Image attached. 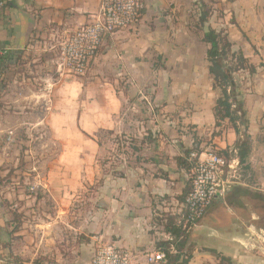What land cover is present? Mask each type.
<instances>
[{
    "label": "crops",
    "instance_id": "crops-1",
    "mask_svg": "<svg viewBox=\"0 0 264 264\" xmlns=\"http://www.w3.org/2000/svg\"><path fill=\"white\" fill-rule=\"evenodd\" d=\"M101 2L0 0V56L25 58L38 38L49 40L45 45L54 51L55 44L89 23ZM202 2L212 17L199 29ZM209 26L225 29L233 52H242L257 70L252 76L246 72L235 77L247 112V128L240 134L228 122L216 127L218 92L209 70V47L202 41ZM51 50L45 47L48 54ZM51 63L45 68L44 90L22 100L45 106L36 126L45 124L68 151L84 152L86 139L94 143L86 126L98 132L99 120L112 118V152H124L113 168L112 204L108 200L109 207L85 214L74 210L73 200L81 193L73 189L79 182L60 190L48 185L52 189L40 196L16 191L17 179H6L11 172L6 168L16 161L20 142L14 143L13 130L5 135L0 128V264H89L100 243L136 251V264H146L144 254L167 247H174L171 255L189 264H219L221 256L234 264H264V0H148L140 24L109 39L86 76H70L59 70L56 60ZM167 76L173 81L172 95L156 94L169 83L164 81ZM149 87L156 94L150 100ZM134 96L140 105L149 100V107L133 111ZM65 127L77 142L69 140ZM245 141L251 149L246 163L239 160L240 178L183 235L179 212L192 171L185 153L197 144L227 153ZM65 159L61 155L56 167L85 168V160L70 164ZM183 159L190 169L179 163ZM9 182L13 188L6 189ZM42 204L55 206L54 214H46ZM15 208L25 220L31 213L34 222L10 225ZM173 231H181V237Z\"/></svg>",
    "mask_w": 264,
    "mask_h": 264
},
{
    "label": "rangeland",
    "instance_id": "rangeland-1",
    "mask_svg": "<svg viewBox=\"0 0 264 264\" xmlns=\"http://www.w3.org/2000/svg\"><path fill=\"white\" fill-rule=\"evenodd\" d=\"M48 42L49 40L47 39L38 38L32 43V49H30V53L25 58L18 56L3 63L5 70L3 81L0 83V128L6 132L5 135L9 133V130H13L14 143L20 142L21 147L15 148L14 159L16 161L10 162L9 167L6 168V170L11 169V172L6 174V179L14 175L17 179L14 185L16 191L35 195H42L52 189H48V185L56 188V190H60L61 188H71L80 184L79 188L73 189L74 193H81L80 198L76 197L73 200L72 208L74 210H83L85 214L86 210L107 208L109 207L108 200L112 204L113 168L115 164L119 165L118 161L120 159L118 155L124 156L123 151L121 153L112 152V118L111 120L101 118L99 124H101L102 128L98 132H94L92 128L90 129V127L86 126L94 135V138L92 137L94 143L86 139L84 152L68 151L66 150L67 146L60 140H57L45 124L36 126L38 120L44 116L45 106L40 103L30 105L22 100V97L44 90L45 82L43 79L48 74L45 68L47 64L52 65L50 61L56 60L57 63L59 59L57 57L58 53L55 50L52 51L51 46L45 45ZM55 45L58 47L59 44ZM45 47L51 50L50 54L45 51ZM164 81H169V83H165V89L163 90L162 88L161 91L157 90L156 94L172 95L173 81L171 76H167ZM146 90L149 100L151 97H156L153 88L149 87ZM130 100V106L133 107V111L136 108L138 110L140 106L144 108L146 106L149 107V100H145V103L142 102V105L136 103L135 96L131 97ZM127 110L129 111L130 107ZM69 122V120L64 121V123ZM85 122L87 123V121ZM65 129L67 130V134H69V140L77 142L67 127ZM95 143H99L101 147L98 148ZM12 150L13 148L10 151ZM61 155H65V160L70 164L76 162L77 159L80 161L85 160V168L79 165H75L78 167L76 169L73 167L64 170L57 168L55 163L60 159ZM67 162L64 163L67 164ZM49 181H51L50 184ZM61 181H65L67 184L64 186ZM5 186L6 189L13 188L10 182L6 183ZM77 196L79 195L77 194ZM17 203L21 205L23 201H17ZM43 206L47 212L46 214H54L55 206H45L42 204ZM261 207L260 224L264 227L263 202ZM30 210H34L33 205L30 207ZM16 211L17 209L13 212L14 220H10V225L13 223L14 226H18L19 223L23 224L26 220L34 222L29 216L31 213L25 217V220L24 216H19ZM261 237L264 239V234H261ZM38 261H43V258H40Z\"/></svg>",
    "mask_w": 264,
    "mask_h": 264
},
{
    "label": "built area",
    "instance_id": "built-area-1",
    "mask_svg": "<svg viewBox=\"0 0 264 264\" xmlns=\"http://www.w3.org/2000/svg\"><path fill=\"white\" fill-rule=\"evenodd\" d=\"M148 0H102L99 10L91 15L89 23L59 43L54 50L59 57V70L74 77H84L98 58L105 43L120 31L137 27L144 16ZM2 3L0 7H2ZM2 55V54H1ZM5 65L0 63V81ZM238 149L225 153L216 149L193 152L191 190L179 212V227L183 235L192 231L227 186L240 178ZM175 252L160 250L144 254L146 264H169V256ZM140 255L133 250L100 243L89 264H136Z\"/></svg>",
    "mask_w": 264,
    "mask_h": 264
},
{
    "label": "trees",
    "instance_id": "trees-1",
    "mask_svg": "<svg viewBox=\"0 0 264 264\" xmlns=\"http://www.w3.org/2000/svg\"><path fill=\"white\" fill-rule=\"evenodd\" d=\"M229 1L233 2L234 0ZM198 14L197 27L202 29L212 17L211 10L202 2L198 6ZM202 41L209 47L207 53L210 64L209 70L214 79V90L218 92L215 107L216 127L222 128L223 124L228 122L236 133L240 134L244 128H247V112L244 107L243 95L239 92V83L235 77L246 72L252 76L256 74L257 70L249 64L242 52H233V44L230 42L225 29L216 30L209 26L202 37ZM8 60L9 56H0V63H6ZM239 148L238 157L240 163H246L248 152L251 148L247 141ZM205 150L206 147H201V144H197L192 152L187 151L185 153L186 159L188 160L193 152L201 153ZM186 159L179 160V163H183L187 169H190ZM189 183L188 193L191 190V181ZM172 233L177 238H180L182 234L181 231H173ZM184 242V240L180 242L177 247L178 250H181ZM163 249L169 252V247ZM168 256L169 264H189L188 261H181L180 256ZM219 258V264H234L229 258L222 256Z\"/></svg>",
    "mask_w": 264,
    "mask_h": 264
}]
</instances>
